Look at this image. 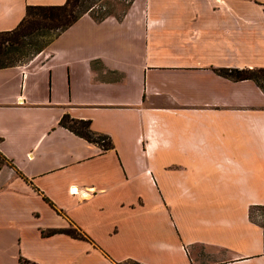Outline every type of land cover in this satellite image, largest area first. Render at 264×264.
Listing matches in <instances>:
<instances>
[{
    "label": "crops",
    "instance_id": "1",
    "mask_svg": "<svg viewBox=\"0 0 264 264\" xmlns=\"http://www.w3.org/2000/svg\"><path fill=\"white\" fill-rule=\"evenodd\" d=\"M230 66L264 67V0H128L0 67V264H264V90Z\"/></svg>",
    "mask_w": 264,
    "mask_h": 264
},
{
    "label": "trees",
    "instance_id": "2",
    "mask_svg": "<svg viewBox=\"0 0 264 264\" xmlns=\"http://www.w3.org/2000/svg\"><path fill=\"white\" fill-rule=\"evenodd\" d=\"M96 1L97 0H64L61 3L26 4L24 14L18 23L9 29L0 30V67L17 63L16 59L20 56L38 52L55 34L84 12H88L95 20H99L109 14L98 10L94 13L89 12V9L92 8ZM48 30L54 31L52 34L48 33L49 36L45 40L38 42L36 39H32V37L47 33ZM215 70L219 74L232 79L252 78L264 90V67L230 66L217 67ZM59 123L68 127L74 133L98 143L102 148L111 146L109 136L105 133L93 130L87 118L70 117L64 113L59 118ZM53 231H63L72 236L85 237L80 230L73 226L49 229V232ZM132 262L134 264H145L135 259H132ZM18 264L39 263L19 257ZM117 264L127 263H123V261L120 260L117 261Z\"/></svg>",
    "mask_w": 264,
    "mask_h": 264
},
{
    "label": "rangeland",
    "instance_id": "3",
    "mask_svg": "<svg viewBox=\"0 0 264 264\" xmlns=\"http://www.w3.org/2000/svg\"><path fill=\"white\" fill-rule=\"evenodd\" d=\"M127 1L128 0H97L94 3V5L92 6V8L89 9V12L94 13L96 10H98V11H102V12L113 13L115 15H119L122 12V10L125 8ZM53 31L54 30H48L47 33H45L43 35H38V36L32 37V39L33 40L36 39L38 42H41L49 36L48 33L52 34ZM34 54L35 53L20 56L18 59H16V62H25L28 59H30ZM263 82H264V80H263ZM3 161H4V159L0 156V163ZM180 197L183 199V201L188 202V203H193V202H195V199H196V196L192 195V194H185V195H181ZM263 213H264V211H263ZM260 219H261V221L264 222V214L262 215V217ZM129 259L130 258H126V259H123L122 261H123V263L134 264L132 262V259H130V260Z\"/></svg>",
    "mask_w": 264,
    "mask_h": 264
},
{
    "label": "bare ground",
    "instance_id": "4",
    "mask_svg": "<svg viewBox=\"0 0 264 264\" xmlns=\"http://www.w3.org/2000/svg\"><path fill=\"white\" fill-rule=\"evenodd\" d=\"M73 187H74V188H73ZM73 187H72L71 189H72V190H75V186H73Z\"/></svg>",
    "mask_w": 264,
    "mask_h": 264
},
{
    "label": "built area",
    "instance_id": "5",
    "mask_svg": "<svg viewBox=\"0 0 264 264\" xmlns=\"http://www.w3.org/2000/svg\"><path fill=\"white\" fill-rule=\"evenodd\" d=\"M72 187H69V189L72 191V189H71Z\"/></svg>",
    "mask_w": 264,
    "mask_h": 264
}]
</instances>
